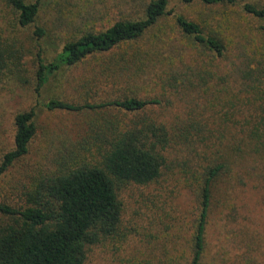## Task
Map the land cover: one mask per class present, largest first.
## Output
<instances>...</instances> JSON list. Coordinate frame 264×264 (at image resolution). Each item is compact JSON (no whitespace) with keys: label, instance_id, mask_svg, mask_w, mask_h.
Here are the masks:
<instances>
[{"label":"trees","instance_id":"1","mask_svg":"<svg viewBox=\"0 0 264 264\" xmlns=\"http://www.w3.org/2000/svg\"><path fill=\"white\" fill-rule=\"evenodd\" d=\"M180 1L190 4L194 0ZM200 1L208 7L235 4V0ZM6 2L16 12L21 28L32 27L37 40L47 35L45 28L36 24L42 8L39 0ZM168 5L169 0H148L139 18L119 20L105 30L66 42L51 61L38 52L34 93L39 96L50 79L65 69L88 57L110 53L114 57L102 73L110 88L102 100L73 104L52 98L44 108L143 114L161 101L152 89L158 79L187 100L207 95L206 106L216 124L213 128L193 125L184 135L185 146L180 151L185 158L190 156L184 163L188 169L186 188L200 207L189 264H201L213 187H245L264 162V6L242 3L245 17L259 25L246 32L236 29L221 39L199 21L169 12ZM169 15L178 40L155 30ZM13 59L14 53L0 38V73ZM14 69L20 71L17 66ZM220 78L223 81L215 88L214 79ZM217 93L224 94L225 103L235 111L218 109L216 113L218 105L210 103ZM34 116L32 109L14 114L12 146L0 155V178L28 154L36 134ZM112 128L105 131L107 149L98 166L62 162L59 173L32 180L27 177L29 184L19 188V205L0 203V214L9 220L0 229V264H85L86 246L115 234L121 207L114 181L154 182L166 162L158 148L164 150L169 139L165 127L152 122ZM198 145L200 151L194 156Z\"/></svg>","mask_w":264,"mask_h":264},{"label":"rangeland","instance_id":"2","mask_svg":"<svg viewBox=\"0 0 264 264\" xmlns=\"http://www.w3.org/2000/svg\"><path fill=\"white\" fill-rule=\"evenodd\" d=\"M39 1L42 8L36 24L44 27L47 35L37 40L32 27L21 28L16 12L6 0H0V38L16 57L0 73V155L12 146L15 113L32 109L36 125L28 154L0 178V203L19 205V188L23 183L29 184L27 177L32 180L59 173L62 162L71 166L78 163L98 166L107 149L109 136H104L105 131L113 126L150 122L162 125L169 143L164 150L158 148L166 161L160 176L148 185L114 181L121 207L119 227L113 236L86 246L85 264H189L200 207L186 188L188 169L184 163L190 156L185 158L180 151L185 146L184 135L193 125L213 128L216 124L206 106L207 95L202 94L200 100H187L158 79L152 89L161 101L143 114L123 115L111 109L87 112L45 109V102L52 98L73 104L102 100L110 88L106 84L110 81L103 80L102 73L114 56L109 53L86 58L50 79L37 96L34 93L37 53L51 61L66 42L87 32L105 30L119 20L139 18L148 0ZM245 2L264 6V0H235L231 7H208L200 0L190 4L169 0L168 11L199 21L223 39L236 29L246 32L259 25L242 13L240 6ZM159 29L178 40L172 15L155 30ZM126 50L131 53L130 49ZM222 81L214 79L213 86L216 88V83ZM224 97L219 93L212 96L214 101L210 104L218 105L214 108L216 113L235 111L225 103ZM201 120L204 122L199 123ZM193 151L195 156L200 151L199 145ZM254 173L245 187L229 189L221 185L219 190L213 187L201 264H264V162ZM8 221L0 214L1 230Z\"/></svg>","mask_w":264,"mask_h":264}]
</instances>
